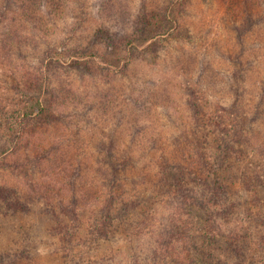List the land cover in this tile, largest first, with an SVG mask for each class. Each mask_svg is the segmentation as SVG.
<instances>
[{
  "label": "trees",
  "instance_id": "1",
  "mask_svg": "<svg viewBox=\"0 0 264 264\" xmlns=\"http://www.w3.org/2000/svg\"><path fill=\"white\" fill-rule=\"evenodd\" d=\"M7 3H0V18ZM182 4L167 0L161 11L140 9L138 35L112 42L107 30L99 28L91 40H108L111 53L127 52L133 58L140 53L136 42L174 34ZM58 6L52 9L61 10ZM5 57L1 52L0 58ZM88 64L76 61L72 67L83 72ZM45 83L44 78L0 71V234L9 238L0 250V264L47 258L52 264H114L125 243L149 231L157 235L156 246L134 264H264V146L253 143L251 118L236 101L213 103L194 91L190 128L172 138V152L159 154L153 170L148 165L139 174L114 140L97 144V160L104 166L94 170L105 188L102 194L81 190V201L77 177L81 181L94 168L92 163L85 170L88 165L80 157L88 136L77 127L70 137L65 132L66 137L42 144V130L66 120L56 116ZM73 118L79 126L84 119L81 114ZM49 164L56 171L52 199L35 180ZM8 173L32 191L9 181ZM160 206L173 207L168 224L158 222L164 217Z\"/></svg>",
  "mask_w": 264,
  "mask_h": 264
},
{
  "label": "rangeland",
  "instance_id": "2",
  "mask_svg": "<svg viewBox=\"0 0 264 264\" xmlns=\"http://www.w3.org/2000/svg\"><path fill=\"white\" fill-rule=\"evenodd\" d=\"M166 2L9 0L2 11L0 53L6 57L0 58V71L10 69L18 77L44 78L56 116L66 117L53 129H41L42 144H52L53 137L65 132L70 137L77 127L88 136L89 145L80 157L88 165L85 170L92 163L94 168L85 171L81 181L77 177L81 201L85 199L81 190L102 194L105 188L97 179L100 172L94 170L104 166L97 160V144L114 140L119 151L127 152L138 166L139 174L148 165L153 170L159 154L172 152V138L190 128L189 98L194 91L213 103L228 106L236 101L240 112L251 118L253 143L264 146V0H183L172 25L177 28L179 24L174 34L136 42L140 53L133 58L127 52L111 53L109 44L138 35L140 9L161 11ZM56 5L61 10L52 9ZM99 28L112 36L111 43L91 40ZM82 60L89 62L84 65L87 71L72 67ZM76 114L84 118L80 126L71 119ZM55 172L49 164L38 170L35 179L51 199ZM137 172L135 169L132 176ZM66 176H59V181ZM6 177L32 191L12 174ZM160 208L164 217L158 222L168 224L173 207ZM4 233L0 234V250L8 246ZM156 237L155 231H149L125 243L114 264H134L137 256L142 260L156 246ZM24 264L52 262L47 258Z\"/></svg>",
  "mask_w": 264,
  "mask_h": 264
}]
</instances>
